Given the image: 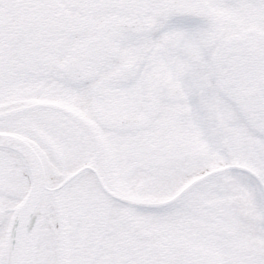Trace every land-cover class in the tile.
Listing matches in <instances>:
<instances>
[{"label": "snow or ice", "instance_id": "snow-or-ice-1", "mask_svg": "<svg viewBox=\"0 0 264 264\" xmlns=\"http://www.w3.org/2000/svg\"><path fill=\"white\" fill-rule=\"evenodd\" d=\"M0 264H264V0H0Z\"/></svg>", "mask_w": 264, "mask_h": 264}]
</instances>
